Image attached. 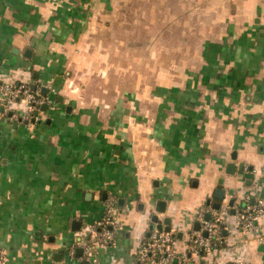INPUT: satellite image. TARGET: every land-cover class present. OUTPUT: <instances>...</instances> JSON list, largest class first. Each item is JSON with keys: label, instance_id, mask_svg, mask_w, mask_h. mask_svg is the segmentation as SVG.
<instances>
[{"label": "crops", "instance_id": "1", "mask_svg": "<svg viewBox=\"0 0 264 264\" xmlns=\"http://www.w3.org/2000/svg\"><path fill=\"white\" fill-rule=\"evenodd\" d=\"M153 37L159 68L138 73ZM0 79L45 101L34 122L0 115L1 264H138L152 215L173 264H264V213L255 232L234 218L264 201V0H0ZM110 200L120 230L87 256ZM204 207L221 243L191 255Z\"/></svg>", "mask_w": 264, "mask_h": 264}, {"label": "built area", "instance_id": "2", "mask_svg": "<svg viewBox=\"0 0 264 264\" xmlns=\"http://www.w3.org/2000/svg\"><path fill=\"white\" fill-rule=\"evenodd\" d=\"M21 102L25 105V112H15L12 105ZM40 98L39 88L32 90L26 82H6L0 79V107L3 113H9V120L16 122H34L39 120V108L44 103ZM112 201L104 205V215L89 229L90 240L82 246L83 253L91 256L97 247H105L114 242L117 231L120 230V222L113 217ZM264 213V201L255 198L251 204L234 210L235 224L237 228L245 232H255L256 223ZM205 214H209L207 220ZM195 220L199 224L198 229L191 232L188 239L187 252L191 255L214 251L221 243L220 233L223 227L221 216L209 207L200 208L195 214ZM175 237L171 232L153 228L148 236L134 248V255L138 264H173L185 263L187 257L178 259L175 254ZM4 262V253L0 251V264ZM226 264H243L240 261Z\"/></svg>", "mask_w": 264, "mask_h": 264}, {"label": "rangeland", "instance_id": "3", "mask_svg": "<svg viewBox=\"0 0 264 264\" xmlns=\"http://www.w3.org/2000/svg\"><path fill=\"white\" fill-rule=\"evenodd\" d=\"M145 26H147V24H145ZM142 40H144V41L142 43H140V46H139L138 50H136V52L134 51V53L132 55L133 59L131 60V61H133V63H135V62L138 63V70H139L138 73L143 72V69H145L147 71V69H150V68L151 69L152 68L153 69L159 68V66H155L154 67V66H151V65H147V63L150 62V61H154V59L156 60V58L158 56V53H157V51L155 49L153 50L151 48V50H149V48L151 47V43H149V42H152V45H153V42L159 43L160 42V39H157V40L154 41V37H153V40H150V41L149 40H145V39H142ZM142 40H140V42ZM91 58H92L91 56H88L87 57V59H91ZM93 60H96V59L93 58ZM117 68H119V67H117ZM80 69H83L82 66H80ZM84 77H86V75ZM133 84H138V85H141V86H147L149 83L148 82H141L140 81V82L133 83ZM119 85L120 84H118L117 86L115 85V87L116 88H119ZM121 85L123 87H127V88L129 87L130 88L131 83L130 82H124ZM17 110H18L19 114H23L25 112V105L23 103L19 102L17 104ZM112 214H113V217H115V218H117L119 220V215L117 213L114 214V212H113Z\"/></svg>", "mask_w": 264, "mask_h": 264}, {"label": "water", "instance_id": "4", "mask_svg": "<svg viewBox=\"0 0 264 264\" xmlns=\"http://www.w3.org/2000/svg\"><path fill=\"white\" fill-rule=\"evenodd\" d=\"M44 92H46V90L43 89V93ZM58 100L60 101V99H58ZM44 109H45V107L42 108V110H44ZM226 173H228V174L233 173V165L232 164H228L226 166ZM223 197H224V191L222 189H217L214 192V198L217 200V202L212 205L213 209H218L219 208L220 202L222 201ZM230 204H232V201L229 202V205ZM156 211L158 213H162L163 209H158L157 208ZM208 218H209V214H205L204 219L207 220ZM150 220H151V224L148 227V232H147L146 236H148L149 231L152 230L153 228H156L159 231L160 230H163L165 232L169 231V229H170L169 225H168L169 221L167 219L163 221V224L165 225V227H163V228H162L161 225H157V221L158 220H157V217L155 215H152ZM198 226H199V224L197 222H195L194 223V229L195 230L198 229Z\"/></svg>", "mask_w": 264, "mask_h": 264}]
</instances>
